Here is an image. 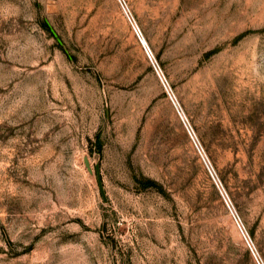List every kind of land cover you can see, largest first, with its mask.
<instances>
[{
	"label": "rangeland",
	"instance_id": "rangeland-1",
	"mask_svg": "<svg viewBox=\"0 0 264 264\" xmlns=\"http://www.w3.org/2000/svg\"><path fill=\"white\" fill-rule=\"evenodd\" d=\"M126 2L215 179L118 0H0V264H264V0Z\"/></svg>",
	"mask_w": 264,
	"mask_h": 264
},
{
	"label": "built area",
	"instance_id": "built-area-1",
	"mask_svg": "<svg viewBox=\"0 0 264 264\" xmlns=\"http://www.w3.org/2000/svg\"><path fill=\"white\" fill-rule=\"evenodd\" d=\"M119 4H120V6H121V8H122V10H123V12H124V14L126 15L128 21L130 22V24H131V26H132V29H133V31H134V33H135L137 39L139 40L140 44L143 45L147 57L149 58V60L151 61L153 67H154L155 70H156V65H155V61H154V59H153L152 52H151L150 48L146 45L145 40H144V37H143V35H142V32H141V30L139 29V27L135 24L136 22H135V20H134V18H133V16H132V14L130 13V11H129V9H128L126 3H125V1H124V0H119ZM167 92H168V91H167ZM185 127H186V129H187V131H188V133H189V136H190L191 140L193 141L195 147L197 148V150H198V152H199L201 158L203 159L205 165L207 166V168H208V170H209L211 176L215 179L214 174H213V172H212L210 166L208 165V162L206 161V159H205V157H204V155H203V153H202V150L200 149V147H199V145H198V143H197V141H196V138H195V136H194L192 130L190 129V127H189L188 124H186V123H185ZM225 201H226V200H225ZM226 203H227V205H228V207H229V209H230V211H231V213H232L234 219L236 220V214L234 213L233 208L230 207V205L228 204L227 201H226ZM239 229H240L242 235L244 236L245 240H246L247 243H248V238H247L245 232L243 231V229H242V227H241L240 225H239ZM258 264H259V263H258Z\"/></svg>",
	"mask_w": 264,
	"mask_h": 264
},
{
	"label": "bare ground",
	"instance_id": "bare-ground-1",
	"mask_svg": "<svg viewBox=\"0 0 264 264\" xmlns=\"http://www.w3.org/2000/svg\"><path fill=\"white\" fill-rule=\"evenodd\" d=\"M119 1V0H118ZM125 1V3H126V5H127V2H126V0H124ZM127 7H128V5H127ZM129 8V7H128ZM136 24V23H135ZM137 25V24H136ZM138 26V25H137ZM145 40V39H144ZM145 43H146V45L148 46V44H147V42H146V40H145ZM141 46H142V48H143V50H144V47H143V45L141 44ZM149 47V46H148ZM144 52H145V50H144ZM155 65H156V63H155ZM156 73H157V75L159 76V78H160V81L162 82V84L165 86V88L167 89V91H168V95H169V97H170V100L172 101V103L174 104V106H175V108H176V110H177V112H178V114H179V116H180V118H181V120L183 121V123H184V125H185V123H186V121L184 120V115H183V112L179 109V107H178V105H177V103H176V100H175V97L172 95V93H171V91H170V89H169V87L167 86V83H166V81L164 80V77H163V74H162V72H161V69L156 65ZM163 86V87H164ZM187 124V123H186ZM219 186V185H218ZM223 197H224V199L228 202V204L230 205V203H229V201H228V199H227V197H226V195L223 193ZM230 207H231V205H230ZM235 220V219H234ZM235 224H236V226H238V228H239V225H240V223H239V220L237 219V217H236V220H235ZM241 226V225H240ZM233 228H234V230H235V225H233ZM248 245L250 246V248L252 249V244H250V241L248 240ZM254 246V245H253ZM252 251H253V249H252ZM253 253H254V251H253ZM254 255H255V253H254ZM256 260H257V262L259 263V264H261L260 262H259V260L257 259V257H256Z\"/></svg>",
	"mask_w": 264,
	"mask_h": 264
}]
</instances>
